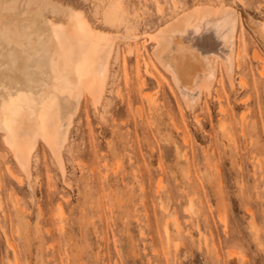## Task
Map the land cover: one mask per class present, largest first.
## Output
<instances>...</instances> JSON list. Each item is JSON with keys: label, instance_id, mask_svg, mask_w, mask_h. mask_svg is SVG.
Wrapping results in <instances>:
<instances>
[{"label": "rangeland", "instance_id": "374dc122", "mask_svg": "<svg viewBox=\"0 0 264 264\" xmlns=\"http://www.w3.org/2000/svg\"><path fill=\"white\" fill-rule=\"evenodd\" d=\"M53 1L110 32L122 30L103 20L118 1L139 38L132 54L119 44L109 105H80L63 172L36 147L32 193L9 174L17 165L0 133V264H264V62L252 54L264 57L252 28L264 0H222L238 13L245 55L234 88L222 75V99L196 111L200 125L153 57L152 35L180 9L221 0Z\"/></svg>", "mask_w": 264, "mask_h": 264}, {"label": "bare ground", "instance_id": "6f19581e", "mask_svg": "<svg viewBox=\"0 0 264 264\" xmlns=\"http://www.w3.org/2000/svg\"><path fill=\"white\" fill-rule=\"evenodd\" d=\"M119 3H108L104 11L105 26L122 29L110 32L90 27L83 13L53 0H0V133L17 165L9 174L17 182L22 174L31 193L36 147L45 144L63 172V148L83 100L109 105L107 85L119 44L125 42L132 54L139 38ZM239 27L237 11L221 0L180 9L152 35L151 53L196 124V111L208 97L222 99V75L235 86V69L242 68L245 55ZM252 28L264 43V23L253 21ZM252 54L264 62L257 51Z\"/></svg>", "mask_w": 264, "mask_h": 264}]
</instances>
